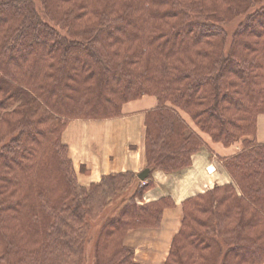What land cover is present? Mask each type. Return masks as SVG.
Listing matches in <instances>:
<instances>
[{"label":"trees","instance_id":"obj_1","mask_svg":"<svg viewBox=\"0 0 264 264\" xmlns=\"http://www.w3.org/2000/svg\"><path fill=\"white\" fill-rule=\"evenodd\" d=\"M147 94L158 102L145 118L151 171L189 168L203 135L241 145L223 162L232 183L183 202L165 264H264V0H0V264L79 254L90 220L135 175L79 185L62 133ZM120 202L98 231L96 264H137L124 236L158 228L173 206Z\"/></svg>","mask_w":264,"mask_h":264},{"label":"crops","instance_id":"obj_2","mask_svg":"<svg viewBox=\"0 0 264 264\" xmlns=\"http://www.w3.org/2000/svg\"><path fill=\"white\" fill-rule=\"evenodd\" d=\"M156 107V98L146 96L125 104L118 117L104 120L77 119L67 125L63 140L69 148L82 186L99 183L111 174L130 172L138 177L146 169L145 118ZM257 126L256 139L264 143V115L258 117ZM203 136L205 144L200 152L193 155L189 168L176 173L151 171L150 178L143 183H149L150 187L143 194L141 204L164 198L171 200L173 206L164 209L159 228L133 229L127 234L125 244L133 248L139 257L143 255L140 254V248L147 242L150 249L166 255L162 256L165 262L171 242L181 228L183 202L215 186L232 183L223 162L241 150L240 144L224 147L214 143L210 137ZM159 264L164 263L160 261Z\"/></svg>","mask_w":264,"mask_h":264},{"label":"rangeland","instance_id":"obj_3","mask_svg":"<svg viewBox=\"0 0 264 264\" xmlns=\"http://www.w3.org/2000/svg\"><path fill=\"white\" fill-rule=\"evenodd\" d=\"M240 21H241L240 18H236V19L230 21L229 23H227L225 25V28L228 31L229 35H232V33L236 30V27L238 26V24L240 23ZM78 52L81 53L80 51H78ZM109 79H110V84H111V83L114 82L115 77L112 76ZM146 96L155 97L153 95H148L147 94V95H143L142 97H140L138 99H134V100L128 101L125 104H127L129 102H132V101H136V100L142 99L143 97H146ZM156 100H157V98H156ZM125 104H123V106H122V111H123V107H124ZM157 105H158V102H157ZM260 115H264V114H260ZM182 116L187 121H190V117H189L188 114L182 112ZM74 120H77V119H73L71 121H74ZM83 120H94V119H83ZM102 120H104V119H102ZM191 126L194 128V125H191ZM145 132H146V129H145ZM63 134H64V132L62 133V141H63V143H65L64 140H63ZM2 145L3 144H0V146H2ZM239 146L241 147V145H239ZM145 150H146V145H145ZM69 157L72 160V158L70 156V152H69ZM145 158H146V156H145ZM145 162H146V159H145ZM72 164H73V161H72ZM223 166H224V163H223ZM73 168H74V164H73ZM146 168H148L147 162H146ZM224 168H225V166H224ZM185 169H187V168H185ZM74 173H75V177H76V180H77L78 184L81 185L80 182H79V179H78V174H77V172H76L75 169H74ZM128 173H130V172H128ZM131 174H134V173H131ZM111 175H114V174H111ZM146 180H144V181L146 182ZM144 181L140 180L137 176H135L134 178L132 176H126V177H123L122 179L119 180V184L121 185V188L125 187V189H122V191L118 192V196H120L119 199L118 200H115V201H112V203L110 205H107L106 208H103L102 209L103 211L100 214V217L98 215V217H96V219L90 220V222H89V230L86 233V238H85L84 243L82 245V248L83 249L81 251H79V254L78 255L76 253V255L74 256V253H72L70 255V257L68 258V259H71V260L70 261H67V264H96L95 254H97V236H98V231L100 230V226L103 224V221H105V219H106L107 216L112 215L113 212H116L117 210H120L124 206L127 205V203H121L120 202V199L121 198H122V200H123V198L126 199V201H128V200L131 199L132 201H136L137 203H140V202L143 201L142 200L143 199V194H140V193H141V190H142V186H144L143 185V183H145ZM232 182H233V179H232ZM93 184H98V183H93ZM91 185L92 184L87 185V186H84L83 185V187L90 188ZM122 195H124V197ZM161 222H162V218H161ZM160 226H161V223H160ZM141 228L143 229V228H146V227H141ZM141 228H135V229L137 230V229H141ZM131 230H133V229H131ZM129 231L126 233V235L123 238V244L125 246H128V245L125 244V239H126L127 234L129 233ZM70 234H71L73 240H76L77 239V237H78L77 232L70 233ZM144 240H147V239L145 238ZM140 251H141L140 254H143L141 257H139V254L138 253H135V250H134V257H135V261H136L137 264H156V263L159 264L160 261L165 264L164 260L162 259V256H166V255H161L156 250L150 249L149 243L147 244V242H146L145 246H143V247L140 248ZM169 251H170V249H169ZM144 254H147V255L144 256ZM168 254H169V252H168Z\"/></svg>","mask_w":264,"mask_h":264},{"label":"water","instance_id":"obj_4","mask_svg":"<svg viewBox=\"0 0 264 264\" xmlns=\"http://www.w3.org/2000/svg\"><path fill=\"white\" fill-rule=\"evenodd\" d=\"M150 168H146L145 170H143L139 175L138 178L142 181L146 180L148 178V176L150 175Z\"/></svg>","mask_w":264,"mask_h":264}]
</instances>
